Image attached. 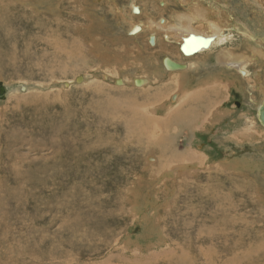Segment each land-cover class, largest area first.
Here are the masks:
<instances>
[{
	"label": "rangeland",
	"instance_id": "1",
	"mask_svg": "<svg viewBox=\"0 0 264 264\" xmlns=\"http://www.w3.org/2000/svg\"><path fill=\"white\" fill-rule=\"evenodd\" d=\"M108 1L122 9L133 3L0 0V81L11 90L0 100V264H138L133 260L161 250L166 240L195 243L197 252L189 248L195 264H207L202 247H211L214 264H224L236 248L238 254L252 248L250 264H264V135L258 141L238 136L264 94L256 91L252 105L236 88L239 82L232 86L239 75L223 72L221 82L209 75L220 70V45L200 55L204 61L196 72H168L162 65L165 54L155 53L167 48L165 42L152 44L145 34L125 37L128 29H119ZM225 1L224 15L240 28H226L234 36L226 44L235 52L263 49V16L242 0ZM249 30L252 38L247 39L242 33ZM74 38L94 48L85 54ZM171 44L178 47L177 40ZM114 53L132 67L119 57L106 62ZM160 67L164 76L156 85L152 80L142 88L131 83L133 75ZM248 67L254 79H264V57L258 55ZM185 79L194 90L202 82L225 86L220 88L221 116L215 114L204 128L179 125L172 147L184 163L178 173L162 172L168 180L163 184L153 179L159 171L145 165L149 157L126 138V120L152 121L148 93L155 99L158 86L173 87ZM164 103L171 110L178 105L170 99ZM146 108L147 115L140 116ZM131 185L137 197L127 192ZM222 210L241 226L242 249L231 232L227 241L221 235ZM182 216L191 223L187 231L177 229Z\"/></svg>",
	"mask_w": 264,
	"mask_h": 264
},
{
	"label": "bare ground",
	"instance_id": "2",
	"mask_svg": "<svg viewBox=\"0 0 264 264\" xmlns=\"http://www.w3.org/2000/svg\"><path fill=\"white\" fill-rule=\"evenodd\" d=\"M130 1L133 2L131 4V7L125 9H122V7L116 1L113 2L108 1L107 3L109 5V10L119 20L118 23L119 29H128L127 35H124L125 37L127 38L132 37L136 39L141 35L145 34L147 35L149 42L151 41L152 44L156 45L158 41L165 42L167 48H165V50H160L155 53H159L160 56L162 54H165L162 56V59L163 61H165L166 64L163 62L162 65L164 69H166L168 72L178 73L184 76L189 71L196 72L204 61V59L200 57V55L208 52L213 46L220 45L222 49L219 51L216 57L217 62L220 66V70L219 72L215 71L209 75L215 76L216 82H221L222 79H224L222 76L221 78H218L221 74H223V72L231 75H239L234 77L233 80L234 82L232 83V86H235L234 84H236V81L240 83L241 80H244L245 84L239 86V83H237L236 88L241 90L245 96L247 94L246 97L248 98L246 99L249 101V103H252V105H254L255 103L256 96L254 94L256 91L259 90L264 94V79H262V77H258L257 79H254V77L251 74V71H249L250 70L249 67L251 66L248 67L249 63L253 62L258 55L264 57V48L259 49L258 47H253L252 49L250 48L251 52L250 51L235 52L238 50H236L233 46L229 47L228 44H226L227 42L231 44L230 41H232L234 37L232 33L227 32L226 28L229 27L230 29H233L235 26H231L230 25L231 18L228 16L226 17L224 15L225 10L222 6L226 5L225 0H142V2H140L139 0H130ZM242 1H244V3H246L248 6L253 7L254 10H257L263 16L262 19L264 21V0H242ZM149 4H151L152 7H154L158 11V14L156 15L157 17L153 15V13L148 9V7L150 6ZM141 6L143 7V10L146 12L142 10ZM167 7H171V8L167 12H165ZM143 12L146 15H143ZM167 14L169 15L168 20L165 17ZM257 20L259 21V19ZM235 28L240 29L239 27H235ZM245 29L248 28L245 26ZM242 34H244V37L247 39L252 38V33L250 32V30L248 32H243ZM194 35H199L204 38H209L208 45L201 47L195 53L189 55L184 54L181 50V45L184 43L187 37ZM173 36H176V38H173ZM176 40L178 42L177 48L176 46H173L171 44L172 41L175 42ZM58 41L55 39L56 45L59 44ZM76 42L79 43L82 52H84L85 54L89 53V51L94 48V47L89 48L87 45H83V40L74 38L73 43ZM58 48L56 47V49ZM176 49L178 52L176 51ZM98 51L100 52L102 50L99 48ZM115 53L114 55L112 54L110 56H106L105 57V59L107 60L106 62H108L113 58L119 57L118 60L122 62L125 67H127L128 69L132 67L130 63L123 62L124 58L120 57ZM124 56L127 57V55ZM145 61L148 64H151L147 60ZM224 67L230 68L231 70L234 71V73L231 72L229 73L228 71H230V69L226 70V68ZM206 68L207 67H205V69ZM160 71H161V67L160 69L158 68V70L154 71V73L152 74L143 73L142 76L133 75L130 81L131 83L134 84V86L141 88L147 86L150 80H152V82L155 84L158 83L159 82L158 80H161L164 76ZM209 75L206 77L210 78ZM117 79H119V81L122 82L125 81V79L122 77H118ZM202 83L203 85L201 87H199L198 85L199 88L196 90L190 88L189 86L190 82L186 79L182 80V83L173 86L174 90H172L173 87H171V85L162 84L157 87V89L159 87L160 89L158 93L157 92L156 93L160 95L155 96L156 101L151 96L150 93H148L146 97L148 100L146 104L152 106L150 110L152 121L144 123L140 121L130 122L129 120H126V122L128 123L126 138H128L132 144L135 143L138 149L145 153L144 156L146 155L149 157L150 162L146 161L145 165L147 164V167L149 169L154 168L157 171H159L158 176L153 175V179H156V181H158V178L159 180L163 179L162 180L163 184L168 183V180H164L163 175L166 174L167 172H173V171L175 173H178V171L175 170H178L180 168V165L184 163L182 162L183 160L181 159L182 158L181 154L178 151L173 150L172 147V142H173L172 140L175 139L177 133L180 132L179 125H182L183 126L182 128L186 130H190L193 127L204 128L205 124L208 123L207 121H209V119H211L215 114L220 113L219 112L221 107V103L219 104V97L221 96L220 88L224 85L219 84L216 89L213 86L204 84L205 82ZM5 87L7 88L6 90V94H7V91L9 92V87L6 85ZM164 95L166 96L164 97ZM169 99L171 100V102H176V101L178 102L177 108L175 110H171L172 108L171 104L167 106V104L164 103L165 100H169ZM255 105L257 106V103ZM263 106H264V95L262 99L259 101L257 110H255V116L252 119H248L249 120L248 126L240 131V134L238 136L242 138L241 140L254 139L258 141L259 138H261L264 135V122L262 119L264 112L261 113ZM146 110L148 109L146 108L145 110L141 111L140 116H146L147 115ZM162 111L164 113H162ZM218 116L221 115L219 114ZM173 123L178 125L177 130H175V128L174 129L171 128V125ZM168 152H170L169 155ZM152 160H156V163L149 165L151 162H153ZM162 172L165 173L163 174ZM133 185H131V187L127 189V192H130L134 198L137 197V195L136 193L135 194L132 193ZM153 185H157V183ZM219 208L222 209L220 205ZM186 210L192 211L193 209L191 210V208L188 206ZM192 212H194V210ZM188 214L191 213L188 212ZM227 214H228L227 210H222V217L219 220L220 224L218 225L219 229L221 230V235H224L227 241L228 239H230L229 232H231L232 239H236V242L234 241L235 245L239 244L240 247L241 245H243L242 244L243 233L241 226L239 224H236L237 222L235 218L234 219L229 218ZM226 216L228 217L226 218ZM180 218H181L180 226H177V229L179 227L180 229H182V231H187L188 227L191 226L190 221L183 222L184 220L183 216ZM177 221L178 220L176 218L173 222L175 223ZM212 229H208V231L213 232ZM199 233L200 231H198L196 235ZM166 241L165 243L162 242L165 246L162 245L164 247L161 250L154 251L150 255L139 256L136 260L133 261L137 262L138 264H149L152 261L155 262L165 258L166 260L171 262V264H195L196 261L195 257L191 256L189 253V248H193L196 252L199 250L197 249L195 243H193V245L186 244L185 246H182L180 242L170 241L169 243L168 242L169 240L167 242ZM209 241L210 239L207 240L208 244ZM229 243H232V241ZM201 249H202L201 253L207 260V264H212V263L214 264L213 251L211 247L210 249H205V251H203V247ZM168 253L170 255H175L180 258H178L177 260H172L169 257L165 256ZM228 253L230 254V257L227 259V261L224 264H239L242 262L245 264H250L251 263L250 258L253 256V249L249 248L246 249V251L242 249V253L240 252L238 254L236 248V249H231ZM184 255H188V256L184 257ZM126 258L124 257L123 259Z\"/></svg>",
	"mask_w": 264,
	"mask_h": 264
},
{
	"label": "water",
	"instance_id": "3",
	"mask_svg": "<svg viewBox=\"0 0 264 264\" xmlns=\"http://www.w3.org/2000/svg\"><path fill=\"white\" fill-rule=\"evenodd\" d=\"M153 41V40H152ZM209 43V38H204L199 35H194L187 37L184 41V43L181 45V50L184 54H192L198 51L201 47L207 46ZM6 90L4 83L0 81V100H4L6 98ZM264 112V106L261 111V113ZM263 122H264V113L262 116Z\"/></svg>",
	"mask_w": 264,
	"mask_h": 264
}]
</instances>
